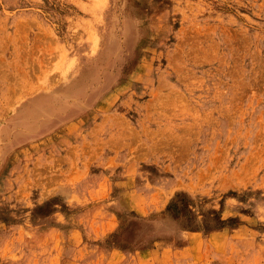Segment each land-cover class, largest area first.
Wrapping results in <instances>:
<instances>
[{"label": "rangeland", "instance_id": "374dc122", "mask_svg": "<svg viewBox=\"0 0 264 264\" xmlns=\"http://www.w3.org/2000/svg\"><path fill=\"white\" fill-rule=\"evenodd\" d=\"M0 264H264V0H0Z\"/></svg>", "mask_w": 264, "mask_h": 264}]
</instances>
